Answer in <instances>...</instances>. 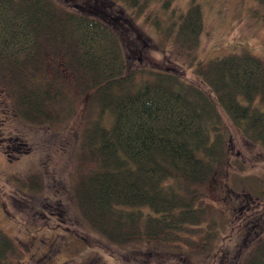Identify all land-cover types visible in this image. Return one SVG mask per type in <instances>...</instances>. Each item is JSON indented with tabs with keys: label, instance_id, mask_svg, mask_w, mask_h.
Segmentation results:
<instances>
[{
	"label": "rangeland",
	"instance_id": "obj_1",
	"mask_svg": "<svg viewBox=\"0 0 264 264\" xmlns=\"http://www.w3.org/2000/svg\"><path fill=\"white\" fill-rule=\"evenodd\" d=\"M53 2L107 19L119 33L127 70L136 81L169 72L186 84L204 86L198 68L213 58L255 56L264 63V5L255 0H140L123 9L106 0ZM193 4L200 6L203 24L196 43L183 40L179 31L181 16ZM40 43L35 63L21 57L17 65H0V229L15 245L14 264L242 261L264 237L262 147L246 140L218 109L229 159L199 190V219L182 225L168 219L164 232L150 238L140 216V233L129 237L133 241L113 243L82 218L78 202L79 184L96 166L84 146L100 113L83 87L90 77L78 64L77 51ZM32 84L49 94L36 119L18 102Z\"/></svg>",
	"mask_w": 264,
	"mask_h": 264
},
{
	"label": "trees",
	"instance_id": "obj_2",
	"mask_svg": "<svg viewBox=\"0 0 264 264\" xmlns=\"http://www.w3.org/2000/svg\"><path fill=\"white\" fill-rule=\"evenodd\" d=\"M106 1L122 9L140 2ZM202 29L201 8L193 4L180 18V36L196 43ZM43 40L77 51L78 64L90 77L83 87L100 113L84 146L96 166L80 182L78 202L82 218L113 243L133 241L129 237L140 233V216L150 238L164 232L168 219L182 225L200 216L199 190L229 159L218 109L264 150V63L258 57L211 59L198 68L204 86L169 72L140 82L127 70L119 33L103 16L53 0H0V65H17L21 57L35 63ZM36 87H27L18 101L32 119L49 96ZM256 218L262 221L263 214ZM261 238L242 261L229 257L228 264H264ZM14 251L0 229V264H14Z\"/></svg>",
	"mask_w": 264,
	"mask_h": 264
},
{
	"label": "flooded vegetation",
	"instance_id": "obj_3",
	"mask_svg": "<svg viewBox=\"0 0 264 264\" xmlns=\"http://www.w3.org/2000/svg\"><path fill=\"white\" fill-rule=\"evenodd\" d=\"M13 144H17V145H20V143L19 142H17V143H13ZM14 146V145H13Z\"/></svg>",
	"mask_w": 264,
	"mask_h": 264
}]
</instances>
